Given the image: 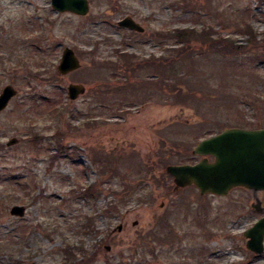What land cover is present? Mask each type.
<instances>
[{
    "label": "rangeland",
    "instance_id": "obj_1",
    "mask_svg": "<svg viewBox=\"0 0 264 264\" xmlns=\"http://www.w3.org/2000/svg\"><path fill=\"white\" fill-rule=\"evenodd\" d=\"M89 3L82 16L57 12L50 0H0V91L16 90L0 110V264H63L69 247L77 251L70 264H264L243 236L263 215L251 207L253 192L175 188L156 156L192 153L196 135L264 127V60L256 59L264 50V0ZM124 16L143 32L119 27ZM243 20L258 34L256 46L240 31ZM175 28H205L247 51L221 54L198 37L193 61L167 84L145 70L147 88L97 108L100 62L116 60V49L162 59L177 47L162 35ZM66 46L81 65L63 75L56 66ZM69 83L85 92L69 99ZM180 88L185 99L174 97ZM57 140L65 148L50 164ZM88 186L91 197L82 195ZM257 196L264 206V192ZM16 204L23 215L10 213Z\"/></svg>",
    "mask_w": 264,
    "mask_h": 264
},
{
    "label": "water",
    "instance_id": "obj_2",
    "mask_svg": "<svg viewBox=\"0 0 264 264\" xmlns=\"http://www.w3.org/2000/svg\"><path fill=\"white\" fill-rule=\"evenodd\" d=\"M51 7L57 12H71L86 15L90 9L89 0H50ZM117 25L136 32L144 28L131 16H124ZM75 51L66 46L57 64L60 74H68L80 67ZM69 99H76L85 92L80 83H69L66 87ZM16 90L5 86L0 93V110L5 108ZM16 141L10 139L8 144ZM192 154L201 156L195 163H171L165 167L175 184V188L193 185L200 194L226 195L236 187H244L254 194L251 207L264 213L262 201L257 196L264 192V127L243 128L226 127L220 132L199 140ZM211 157V160L209 159ZM23 205H13L10 213L23 215ZM120 227V226H119ZM246 247L252 253H264V215L243 232Z\"/></svg>",
    "mask_w": 264,
    "mask_h": 264
},
{
    "label": "trees",
    "instance_id": "obj_3",
    "mask_svg": "<svg viewBox=\"0 0 264 264\" xmlns=\"http://www.w3.org/2000/svg\"><path fill=\"white\" fill-rule=\"evenodd\" d=\"M238 27H240L239 29L242 33L248 35L250 43H257L256 37L258 34L253 30L252 26L246 20L239 22ZM198 37L203 43H207V46L210 47L209 49H214L216 52L219 51L221 54H238L245 53L247 51L246 46L235 44L228 38L221 36L213 38L212 34L208 31V29L205 28H202L200 31L194 28H175L166 34H163V39H167V41H173L177 47L172 50L166 49L164 51V55L166 54L167 56L163 57L162 59L154 57L151 59H139L134 53H122L120 49H116L114 53L116 60L105 59L98 65L99 71H102V74L104 73L102 84L104 86L99 85L101 89L99 88L100 90H98V93H96L97 108L103 107L105 109V106L107 105L109 108L112 105L108 104L109 102L107 101H110L112 98L115 99L114 103L117 101L120 103H125L127 102L128 95H136L139 92L138 90L147 88L149 84L147 82V78H151L152 76L146 77V74L143 75L145 70H151L152 75L157 76V80L159 82L161 80L163 86L167 84L168 80H171L170 77H175V73H178V68L179 70H182L185 68V65H190L187 64V59H189L191 62L193 61L194 47L192 46V43L196 41ZM254 46H256V44ZM256 59L264 60V50L257 52ZM112 79H115L116 82H113ZM158 81L153 83L158 84ZM97 83H99V81H97ZM178 92L179 93L177 95H174V97L177 99H185V95L188 94L183 90V88H180ZM116 95H121V97H117ZM117 107L119 106L117 105ZM205 137L208 136L203 137L196 135L194 136V139L198 142L200 139ZM166 146L167 144L163 139L161 142V149L165 148ZM56 147L58 148V152L51 155L52 159L50 164H52L53 161L58 158L60 153H62L63 149L65 148L59 141L57 142ZM171 147L174 146L172 145ZM190 150L191 148L187 149L184 153H179V158L177 159L175 158L174 154L169 153L170 151L165 149H162L161 152L159 151L156 156L159 158V162L162 165H165V167L170 163H193L195 160L193 161V156ZM106 159L108 160V157H106ZM104 161L105 158L100 154H97L95 160H93V162L97 165H101ZM106 167L107 166H104L102 170L103 173L106 172V169L108 168ZM111 171L114 172V170ZM94 192V188L92 186H88L84 188L82 195L85 197H91L93 196ZM61 252L63 254V264H70L71 262L75 261L77 257V251L72 250L70 247L62 248Z\"/></svg>",
    "mask_w": 264,
    "mask_h": 264
}]
</instances>
